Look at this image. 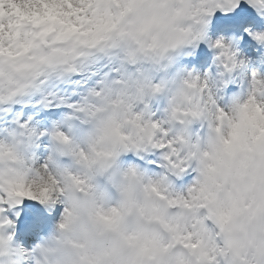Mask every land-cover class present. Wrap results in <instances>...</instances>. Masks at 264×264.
Wrapping results in <instances>:
<instances>
[{
    "label": "clouds",
    "instance_id": "1",
    "mask_svg": "<svg viewBox=\"0 0 264 264\" xmlns=\"http://www.w3.org/2000/svg\"><path fill=\"white\" fill-rule=\"evenodd\" d=\"M90 58L116 73L15 117ZM262 68L264 0H0V264H264Z\"/></svg>",
    "mask_w": 264,
    "mask_h": 264
},
{
    "label": "snow or ice",
    "instance_id": "2",
    "mask_svg": "<svg viewBox=\"0 0 264 264\" xmlns=\"http://www.w3.org/2000/svg\"><path fill=\"white\" fill-rule=\"evenodd\" d=\"M244 4H240L239 8L237 10H240V11H245L246 9L243 7ZM219 13L222 14V16L225 18V19H228L230 15L227 14V11L225 9H222L221 11H219ZM246 18H249V17H246Z\"/></svg>",
    "mask_w": 264,
    "mask_h": 264
},
{
    "label": "bare ground",
    "instance_id": "3",
    "mask_svg": "<svg viewBox=\"0 0 264 264\" xmlns=\"http://www.w3.org/2000/svg\"><path fill=\"white\" fill-rule=\"evenodd\" d=\"M247 42H248V40H247ZM245 43H246V41H245ZM74 80H77V78H75V79L73 78L72 80H69V81H74ZM30 111H31V108H30V109H27V110H26V113H29ZM14 113H15V112H14ZM20 119L23 120L22 115L20 116Z\"/></svg>",
    "mask_w": 264,
    "mask_h": 264
},
{
    "label": "rangeland",
    "instance_id": "4",
    "mask_svg": "<svg viewBox=\"0 0 264 264\" xmlns=\"http://www.w3.org/2000/svg\"><path fill=\"white\" fill-rule=\"evenodd\" d=\"M250 12V11H249ZM251 13V12H250Z\"/></svg>",
    "mask_w": 264,
    "mask_h": 264
}]
</instances>
